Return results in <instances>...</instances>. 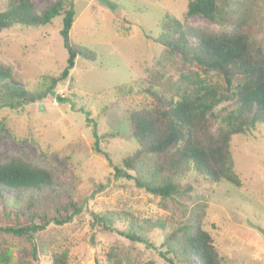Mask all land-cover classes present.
<instances>
[{"label": "rangeland", "instance_id": "1", "mask_svg": "<svg viewBox=\"0 0 264 264\" xmlns=\"http://www.w3.org/2000/svg\"><path fill=\"white\" fill-rule=\"evenodd\" d=\"M32 1L35 13L42 16L62 0ZM73 2L76 16L70 34L72 42L94 52L96 60L78 57L71 78L58 84L55 97L48 96L23 111L0 108L2 161L20 155L71 176L39 196L38 206L44 208L55 197L51 215L57 208L69 209L72 201L82 207L73 221L51 223L35 235L45 251L40 254L39 264H52L53 253L62 249L69 250L72 264H109L113 253L121 264H170L161 255L170 224L187 220L201 205L206 212L205 227L215 240L222 264H264V125L235 135L232 140L240 188L228 182L213 183L191 172L180 178L182 188H192L188 196L163 201L132 182L114 178V166L121 165L136 150L127 122L129 113L151 105V96L142 91L148 87L147 82L160 73L174 82L179 80L177 59L143 31L157 36V25L165 14L182 19L188 0ZM248 2L233 0L234 5L242 7H247ZM259 4L264 45V3ZM6 8L7 0H0V12ZM207 22L203 17L190 19L191 24ZM62 27L63 16H58L44 26L18 25L0 34V65L12 74L15 85L44 91L49 85L48 76L61 73L68 57ZM57 96L70 100L62 102ZM84 106L91 112V123L81 111ZM93 124L100 147L112 163L95 150ZM37 197L8 191L3 194L1 209L21 213ZM91 211L132 214L142 228L140 234L153 245L133 243L114 229L98 227ZM38 212L32 209L30 214L36 216ZM10 218L0 213L4 222H12ZM158 220L169 223L167 230L155 227ZM144 221L151 226H144ZM34 222L39 224L40 220ZM113 227L128 230L130 223L122 216L115 219ZM9 238L14 264H30L28 240L12 235Z\"/></svg>", "mask_w": 264, "mask_h": 264}, {"label": "trees", "instance_id": "2", "mask_svg": "<svg viewBox=\"0 0 264 264\" xmlns=\"http://www.w3.org/2000/svg\"><path fill=\"white\" fill-rule=\"evenodd\" d=\"M248 1L249 5L242 7L234 5L233 0H188L182 19L165 14L157 25V36L141 28L148 39L177 59L179 80L174 82L172 77L160 73L147 82L148 87L142 91L151 96L152 102L147 108L129 113L127 126L136 150L121 165L114 166L115 180L132 182L163 201L188 196L192 188H182L180 178L191 172L213 183L228 182L241 187L234 169L232 140L235 135L264 125V45L258 19L262 10L259 2L264 0ZM58 16H63L61 36L68 53L65 68L58 75L48 76L47 88L37 92L15 85L12 74L0 65V108L23 111L48 96L55 97L58 84L71 78L78 57L96 60L94 52L72 42L70 34L76 16L73 0H62L42 16L35 13L32 0H7V8L0 12V34L18 25L44 26ZM193 17H203L208 22L191 24ZM57 98L62 102L70 100ZM81 111L91 123L89 109L84 106ZM92 127L95 150L112 163L100 147L95 124ZM67 179L71 176L20 155H12L7 161L0 159V213L4 218H13L12 222L0 219V264H14L9 235L26 238L30 264H39L40 254L45 251L35 235L51 223H69L82 212L81 205L72 201L69 209L57 208L51 215L55 197L44 208L38 206L39 196ZM8 191L38 197L29 202L24 212L8 213L1 209L3 194ZM32 209L39 210L36 216L30 214ZM122 214L90 212L98 227L114 229L133 243L152 246L149 238L140 234L142 228L137 219L128 212ZM122 216L130 223L128 230L113 227L115 219ZM205 218L201 205L187 220L174 226L156 221L155 227L160 231L170 227L161 253L170 264H222L215 240L205 227ZM36 219L39 224L34 222ZM143 225L151 226L147 221ZM115 258L113 253L109 264H121ZM52 264H72L69 250L54 252Z\"/></svg>", "mask_w": 264, "mask_h": 264}]
</instances>
